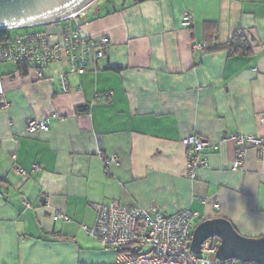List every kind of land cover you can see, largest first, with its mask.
Segmentation results:
<instances>
[{"label":"crops","instance_id":"1","mask_svg":"<svg viewBox=\"0 0 264 264\" xmlns=\"http://www.w3.org/2000/svg\"><path fill=\"white\" fill-rule=\"evenodd\" d=\"M82 22L110 39L85 74L62 62L38 78L0 61L10 103L0 110V264H115L118 251L83 231L100 203L189 210L197 224L225 218L264 237V160L249 148L234 171L232 140L264 137V0H99ZM63 25L37 30L58 36ZM237 32L249 53L227 49ZM49 115L48 132L26 134L27 121ZM192 134L209 144L194 182L182 143Z\"/></svg>","mask_w":264,"mask_h":264},{"label":"built area","instance_id":"2","mask_svg":"<svg viewBox=\"0 0 264 264\" xmlns=\"http://www.w3.org/2000/svg\"><path fill=\"white\" fill-rule=\"evenodd\" d=\"M90 7L60 22L64 25L58 36L49 31H38L39 27L21 32L17 30L10 41L0 42V61L23 63L38 78H43L44 72L52 65L62 62L68 63L70 74H85L104 59L110 45L108 37L92 39L85 32L82 18ZM193 23L192 15L184 17L185 27H191ZM197 48L201 46L198 45ZM59 82L62 93H67L68 74L62 73ZM9 107L6 90L0 78V110L6 112ZM51 120L50 115L43 119H30L26 124V134L48 132ZM261 122L264 124V115ZM232 140L236 145L234 171L242 168L249 148L255 149L259 159L264 160V137L239 134L233 136ZM182 143L189 150L188 178L194 182L197 180L198 171L207 164L204 151L209 144L197 134L190 135ZM117 160L113 156L106 163H116ZM34 169L37 170L38 166ZM17 173L27 176L23 169H17ZM46 200L47 195L42 194L41 203ZM94 208L97 213L95 225L92 228L83 227V231L102 248L118 251L115 264H252L217 260L216 254L220 245L217 238L202 245L201 255L192 252V235L198 215L189 210L167 216L157 209L148 211L117 202L96 204ZM215 208L218 209L219 205ZM63 218L69 220L67 217Z\"/></svg>","mask_w":264,"mask_h":264},{"label":"water","instance_id":"3","mask_svg":"<svg viewBox=\"0 0 264 264\" xmlns=\"http://www.w3.org/2000/svg\"><path fill=\"white\" fill-rule=\"evenodd\" d=\"M99 0H0V31L26 30L60 23ZM220 241L217 260L264 264V237L241 235L225 218H213L197 224L191 251L202 254V245L210 239Z\"/></svg>","mask_w":264,"mask_h":264},{"label":"trees","instance_id":"4","mask_svg":"<svg viewBox=\"0 0 264 264\" xmlns=\"http://www.w3.org/2000/svg\"><path fill=\"white\" fill-rule=\"evenodd\" d=\"M16 32L0 31V42H8ZM227 49L231 54H246L249 53L247 41L242 32H237L227 45Z\"/></svg>","mask_w":264,"mask_h":264},{"label":"rangeland","instance_id":"5","mask_svg":"<svg viewBox=\"0 0 264 264\" xmlns=\"http://www.w3.org/2000/svg\"><path fill=\"white\" fill-rule=\"evenodd\" d=\"M98 2V1H97ZM97 2H96V4H97ZM22 30H18V32H21ZM12 32H17V30H15V31H12Z\"/></svg>","mask_w":264,"mask_h":264}]
</instances>
